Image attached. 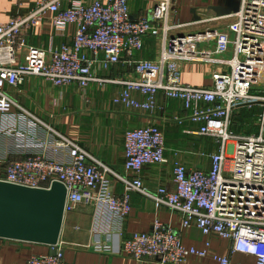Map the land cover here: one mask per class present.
I'll list each match as a JSON object with an SVG mask.
<instances>
[{"label":"built area","instance_id":"2783aa9c","mask_svg":"<svg viewBox=\"0 0 264 264\" xmlns=\"http://www.w3.org/2000/svg\"><path fill=\"white\" fill-rule=\"evenodd\" d=\"M64 1L69 5L64 7ZM177 6V0H155L145 15L134 18L128 0H40L28 14L0 23V114L18 110L19 145L24 146L23 140L42 127L50 139L36 145L52 146L67 155L66 160H59L29 153L7 160L0 180L32 188L62 182L67 187L65 214L79 204L106 205L125 218L132 210V194L138 192L158 209L179 213L183 227L196 226L204 235L228 239L232 253L253 255L256 264H264V0H241L238 11L194 23L203 27L189 33L179 32L188 25L171 22ZM46 11L53 12L58 34L76 26L73 43L42 54L31 50L28 62L18 63L17 53L26 46L24 34L43 21ZM219 20L228 23L219 26ZM146 38L160 40L155 59L136 58ZM121 63L132 65V77L112 79L96 73L97 68L110 69ZM184 63L211 66L212 84L183 83ZM27 75L44 77L55 86L77 84L82 89L92 82L120 84L124 90L115 102L147 112L157 108L161 94L182 101L199 126L193 133L214 138L218 144L210 155L211 168L191 169L179 161L174 168L176 189L150 190L140 177L141 170L167 162L166 137L158 125L125 133L127 174L123 175L7 93V87H20ZM137 93L145 100H137ZM256 104L262 108L258 132L245 135L231 130L241 108ZM115 182L123 184L122 194L115 192ZM122 251L136 260L158 259L161 264H185L190 257L236 264L231 257L212 254L209 249L186 247L181 234L160 219L151 231L136 232L124 241ZM27 264L75 263L66 261L64 248L57 243L50 253L32 255Z\"/></svg>","mask_w":264,"mask_h":264},{"label":"crops","instance_id":"0c3cea01","mask_svg":"<svg viewBox=\"0 0 264 264\" xmlns=\"http://www.w3.org/2000/svg\"><path fill=\"white\" fill-rule=\"evenodd\" d=\"M40 0H0V23L14 17L26 15L36 8ZM92 3L96 0H81ZM104 2L108 0H102ZM134 18L145 15L155 4V0H128ZM241 0H177L178 11L172 16V24L188 25L179 32L189 33L202 28L195 25L202 20L214 19L234 13ZM64 7L69 3L64 1ZM232 11L230 14L227 11ZM53 12L46 11L43 21L32 28L23 38L26 46L17 53L18 63L28 62L31 50L46 53L50 48L63 43H73L76 26L70 25L64 35L58 34L53 22ZM227 20L216 22L224 26ZM161 43L156 38H146L143 49L137 53L140 60L155 59ZM42 58V55L39 56ZM212 67L202 63H184L181 66L182 82L194 86H210ZM96 73L103 78L132 77L130 64H118L110 69L97 68ZM7 93L28 111L40 117L51 126L79 142L93 155L121 174L125 168V133L128 130L158 125L166 137L167 162L145 165L140 177L146 187L156 191L165 186L176 189L174 168L177 162H184L191 169L211 168L210 155L218 150L214 138L193 133L198 125L192 122L190 112L185 110L182 101L159 95L158 106L152 112L127 108L117 104L124 87L120 84L92 82L86 89L77 84L55 86L44 77L27 75L18 87H7ZM139 101L145 98L135 94ZM18 110L7 115L0 114V173H4L6 161L22 158L29 153H42L50 158L66 160L64 150L37 146L46 141L49 132L40 127L36 133L19 145ZM200 136L204 141L197 140ZM31 143V145H26ZM117 194L124 192L121 182L114 183ZM160 219L165 225L181 234L186 247L200 250L209 249L212 254L229 256L236 264H256L253 255L232 253V243L216 235H204L196 226H182V217L166 207L157 208L152 200L135 192L132 194V210L125 218L115 215L106 205L79 204L65 214L59 244L63 246L65 259L75 264H161L158 259L139 261L122 251L123 243L136 232L151 231L154 222ZM210 245V246H209ZM209 246V247H208ZM51 245L0 238V264H27L32 255L47 254ZM185 264H221L211 257H190Z\"/></svg>","mask_w":264,"mask_h":264},{"label":"water","instance_id":"95a60500","mask_svg":"<svg viewBox=\"0 0 264 264\" xmlns=\"http://www.w3.org/2000/svg\"><path fill=\"white\" fill-rule=\"evenodd\" d=\"M66 201L67 187L60 181L49 188H32L0 180V238L56 245Z\"/></svg>","mask_w":264,"mask_h":264},{"label":"rangeland","instance_id":"374dc122","mask_svg":"<svg viewBox=\"0 0 264 264\" xmlns=\"http://www.w3.org/2000/svg\"><path fill=\"white\" fill-rule=\"evenodd\" d=\"M262 108L259 104L254 107H242L239 113L233 117L231 130L237 134L250 135L259 130V116ZM197 140L204 141L200 136H195Z\"/></svg>","mask_w":264,"mask_h":264}]
</instances>
